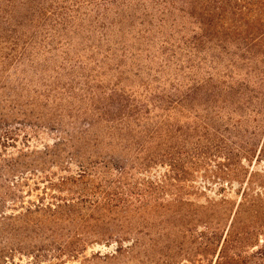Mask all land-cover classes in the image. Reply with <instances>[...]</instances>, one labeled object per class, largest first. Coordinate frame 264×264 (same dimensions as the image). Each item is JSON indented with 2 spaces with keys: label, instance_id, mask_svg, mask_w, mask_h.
<instances>
[{
  "label": "trees",
  "instance_id": "1",
  "mask_svg": "<svg viewBox=\"0 0 264 264\" xmlns=\"http://www.w3.org/2000/svg\"><path fill=\"white\" fill-rule=\"evenodd\" d=\"M19 66L46 75L27 100L6 75ZM26 130L25 148L6 156ZM48 131L52 145L28 150ZM255 159L264 0H0V200L21 201L13 178L45 185L34 207L0 212V264L22 251L60 263L264 264ZM96 246L108 251L87 253Z\"/></svg>",
  "mask_w": 264,
  "mask_h": 264
},
{
  "label": "rangeland",
  "instance_id": "2",
  "mask_svg": "<svg viewBox=\"0 0 264 264\" xmlns=\"http://www.w3.org/2000/svg\"><path fill=\"white\" fill-rule=\"evenodd\" d=\"M65 49L59 50L56 54L58 55H62V52ZM73 49H71V53H73ZM89 54V50L85 52L84 58H83V62H87V59L85 58L87 55ZM51 58H55V56L53 55H49ZM61 58L56 59V63H50L48 65L49 70L47 71L46 75L48 77L51 76H56V73L53 72V69L56 68V65H60L61 64ZM40 62H43L42 59H40ZM28 64V63H27ZM69 66V65H67ZM58 70V68H56ZM23 70V72L21 71ZM21 71V73H20ZM45 73H40V74H35V73H31V71L29 70L28 66H19L18 68H10V70L7 71L6 75H9L10 81L13 82L14 85L20 84L22 83L23 85L26 84V91H25V100H27L29 98V94L31 93V89L33 88H42L41 87V81H39L40 78H44L46 75H44ZM65 74V73H64ZM34 80V84L30 81ZM67 80H65L63 78L62 82H65ZM172 81V80H171ZM31 84V85H30ZM136 86H134L135 88ZM19 121H23V120H19ZM15 126L23 128L24 126H22L21 124H15ZM28 132V130L23 131L20 133L19 137H18V147H8L7 151H3L6 152V156H17V151L19 149H23L25 148L23 146V141H24V135ZM31 133V132H30ZM54 135L52 133H50L48 131V133H42L41 136L39 137H31L30 138V147L28 150H33V149H43L44 145H52L54 143ZM2 152V153H3ZM248 164V163H247ZM75 169V167H73ZM251 170L253 169H259L262 170L264 169V161L263 163H261L260 165L256 164V159L254 160L253 164L250 166ZM73 169V170H74ZM75 171V170H74ZM165 171V168L163 167H155L152 169L151 173H150V177L156 178L157 176L160 177L161 174ZM68 174V173H66ZM26 179V180H25ZM25 179H21V178H13L12 180H14V182L18 183L20 182V180H23L22 182H24V186L22 187V191L19 192V194L21 193V201H12L11 197H7L6 200L1 199L0 201H2V203L0 204V212H2V210H5L6 214L11 215V214H20L25 212L28 208L30 207H34V204L38 203V196H42V190H40V188H44V183L40 182L39 184L36 183L37 179H34L32 176L30 178H25ZM11 184V183H10ZM38 184V185H36ZM198 185H204V180L203 178H199L198 180ZM39 186V187H38ZM39 188V189H37ZM219 186H214L213 189L214 191L218 190ZM240 188V185L238 183L234 184V187L232 189H229L228 192L226 193L227 196L231 199H236L238 198V194H237V190ZM214 191L209 192L211 195L214 194ZM50 199H46L45 203H47ZM101 250L102 252H107L108 249L104 246H96V247H91L88 250V254H90L91 252H97ZM30 251H22L20 252H14L12 254V256L5 261H3L1 264H80V259H70L65 257L63 259V263H60L61 261L59 260H54L52 256L49 257H42L40 259H36L35 257L32 256L31 253H29ZM205 264H210V262H205Z\"/></svg>",
  "mask_w": 264,
  "mask_h": 264
}]
</instances>
